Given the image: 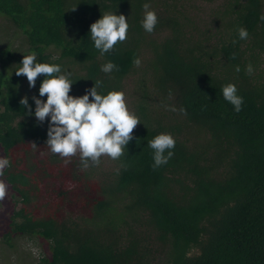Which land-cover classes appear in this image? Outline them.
I'll list each match as a JSON object with an SVG mask.
<instances>
[{
	"label": "trees",
	"instance_id": "1",
	"mask_svg": "<svg viewBox=\"0 0 264 264\" xmlns=\"http://www.w3.org/2000/svg\"><path fill=\"white\" fill-rule=\"evenodd\" d=\"M145 3L158 17L152 33L142 27ZM105 13L124 15L129 28L101 55L90 26ZM262 15L264 0H0V17L27 46L19 55L11 43L0 48V151L10 161L0 181L16 206L3 243L40 239L36 264H264ZM32 52L71 73L73 97L97 80L98 94L124 93L140 124L119 160L84 168L78 154L65 164L51 152L50 117L38 122L32 99L46 101L45 77L30 88L15 74ZM109 61L118 70L106 74ZM227 84L243 97L238 113L223 98ZM162 133L174 154L153 169L147 145Z\"/></svg>",
	"mask_w": 264,
	"mask_h": 264
},
{
	"label": "clouds",
	"instance_id": "2",
	"mask_svg": "<svg viewBox=\"0 0 264 264\" xmlns=\"http://www.w3.org/2000/svg\"><path fill=\"white\" fill-rule=\"evenodd\" d=\"M150 7L148 3L143 5L142 27L147 33H152L158 23V17L155 11L149 10ZM260 19L264 20V15ZM128 28L124 15L105 13L102 18L91 24V40L101 55H104L114 50L117 43L127 39ZM238 35L244 40L249 34L241 27ZM232 58H235V54ZM36 60L35 52L23 55L20 64L22 67L18 68L15 74L26 76L30 88L36 86L39 76L45 77L39 88V97L46 96V101L35 96L32 99L35 102L34 115L37 121L43 123L50 117L46 144L51 152L64 158L65 164L78 154L84 168L99 166L100 158L105 155L112 160H119L125 154L127 144L133 139V130L140 124L139 118L128 110L124 93L113 91L107 95L98 94L97 89L102 86V81L97 80L85 95L73 97L69 95L73 84L71 73L63 72L59 64L37 63ZM133 64L139 67L140 59H134ZM114 70L118 68L111 61L101 67V71L106 74ZM236 70L239 71V67ZM252 72V65H247L246 73L251 75ZM237 91L234 84H227L222 88L223 98L231 103L238 113L242 110L244 101L243 97L237 95ZM89 97H92V100ZM20 103L28 108L27 114L31 115L28 97H23ZM172 110L175 111L174 108ZM181 111L185 112L184 109ZM175 143L172 135L163 133L148 141L147 146L154 152L153 169L168 163L174 154L172 150ZM32 146L36 148L35 143H32ZM9 166L8 158H0V176H3L4 169ZM5 196L6 185L0 181V201H3Z\"/></svg>",
	"mask_w": 264,
	"mask_h": 264
},
{
	"label": "rangeland",
	"instance_id": "3",
	"mask_svg": "<svg viewBox=\"0 0 264 264\" xmlns=\"http://www.w3.org/2000/svg\"><path fill=\"white\" fill-rule=\"evenodd\" d=\"M203 9L202 17L208 12V6L203 7ZM15 34L16 32L12 25L3 17H0V48L7 43H11V48L14 53L19 55L21 54L20 52L27 48V46L24 44V37H18ZM0 158H3L1 151ZM5 185L6 196L3 201H0V264H36L39 256H41V253L43 252V247L45 246L40 239L17 237L12 242L13 248L10 249L1 239L2 234L7 229L9 218L12 212L16 209L11 196V190L7 184Z\"/></svg>",
	"mask_w": 264,
	"mask_h": 264
}]
</instances>
